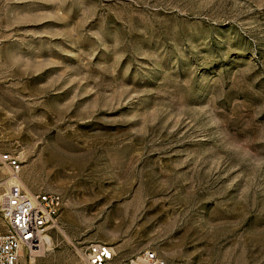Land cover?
<instances>
[{
	"label": "rangeland",
	"instance_id": "obj_1",
	"mask_svg": "<svg viewBox=\"0 0 264 264\" xmlns=\"http://www.w3.org/2000/svg\"><path fill=\"white\" fill-rule=\"evenodd\" d=\"M9 155L62 198L31 264H264V0H0Z\"/></svg>",
	"mask_w": 264,
	"mask_h": 264
},
{
	"label": "built area",
	"instance_id": "obj_2",
	"mask_svg": "<svg viewBox=\"0 0 264 264\" xmlns=\"http://www.w3.org/2000/svg\"><path fill=\"white\" fill-rule=\"evenodd\" d=\"M11 174L12 182L0 199V264H19L21 251L32 254L42 246L59 216L62 198L55 192L30 193L21 185L19 161L12 156L1 158ZM81 264H165L155 252L143 251L118 260L112 248L104 244H89L80 251Z\"/></svg>",
	"mask_w": 264,
	"mask_h": 264
},
{
	"label": "bare ground",
	"instance_id": "obj_3",
	"mask_svg": "<svg viewBox=\"0 0 264 264\" xmlns=\"http://www.w3.org/2000/svg\"><path fill=\"white\" fill-rule=\"evenodd\" d=\"M8 181L12 182L11 179H9ZM41 240H42V246H40V248L38 250H33L32 254H34V256L32 254L30 255L29 264H31L30 263L31 258H33V260H35V257H38L39 254H44L45 250H46V247L49 246L50 243H51V239H50V237L48 235L43 236Z\"/></svg>",
	"mask_w": 264,
	"mask_h": 264
}]
</instances>
